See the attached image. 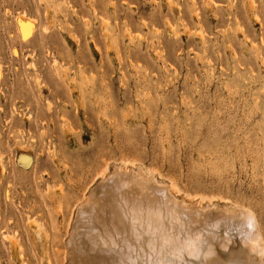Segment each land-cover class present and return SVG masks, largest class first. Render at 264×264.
Segmentation results:
<instances>
[{
    "label": "rangeland",
    "instance_id": "1",
    "mask_svg": "<svg viewBox=\"0 0 264 264\" xmlns=\"http://www.w3.org/2000/svg\"><path fill=\"white\" fill-rule=\"evenodd\" d=\"M124 164L264 240V0H0V264H69Z\"/></svg>",
    "mask_w": 264,
    "mask_h": 264
},
{
    "label": "bare ground",
    "instance_id": "2",
    "mask_svg": "<svg viewBox=\"0 0 264 264\" xmlns=\"http://www.w3.org/2000/svg\"><path fill=\"white\" fill-rule=\"evenodd\" d=\"M125 168L101 178L78 208L69 264H264L250 210L200 208L202 200L176 195L141 167Z\"/></svg>",
    "mask_w": 264,
    "mask_h": 264
}]
</instances>
